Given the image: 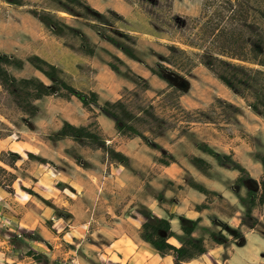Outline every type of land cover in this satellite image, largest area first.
<instances>
[{"label": "crops", "instance_id": "obj_1", "mask_svg": "<svg viewBox=\"0 0 264 264\" xmlns=\"http://www.w3.org/2000/svg\"><path fill=\"white\" fill-rule=\"evenodd\" d=\"M28 17L31 16L27 14L25 18ZM31 18L29 20L34 19ZM44 60L56 66L48 58ZM124 63L132 67L137 64L132 60ZM140 73L148 79L146 73ZM129 83L124 84L123 89H133L134 84ZM154 83L150 80L151 87ZM230 93L226 101L241 110L238 126L203 127L214 128L213 131L221 135L224 129L227 132L237 129L240 135L228 138L224 147L218 148L216 142L206 143L220 153L232 155L247 171L255 169L258 176L252 178L259 181L264 170L252 156L246 135L258 136L264 121ZM117 98L112 100L110 97L111 100L106 101ZM245 118H251L261 126H249ZM98 123L107 144L129 158L128 166L113 163L100 150L79 148L71 140L48 141L47 136L58 132L62 125L36 126L39 146L31 144L29 136L30 140L24 141L13 140L14 135L0 138V146L8 143L4 148L0 147V154L16 153L20 156L19 162L25 154H33L52 164L31 163L32 171L27 169L24 173L31 181L30 189L26 188L20 175L12 189L0 187V264H177L172 255L162 256L142 240L141 230L146 220L138 212L141 206L159 218L167 214L175 216L171 221L174 237L170 243L177 247L185 238L177 218L200 219L193 237L205 238L207 252L184 264H264V236L257 232L259 223L245 231L241 217L246 209L232 190L239 173L219 166L184 135L171 136L172 142L168 141V136H162L167 141L160 146L174 162L169 166L161 165V152L149 148L141 139L122 137L114 122L103 115L98 116ZM70 150L82 157L87 165H79L68 155ZM193 158L204 160L210 169L199 170L192 164ZM17 166L21 170L19 164ZM191 181L217 196L208 201L205 195L190 186ZM30 191L35 196L29 194ZM203 205L207 207L198 210ZM261 211L258 221H264V206ZM221 224L240 230L242 238L236 239L224 231L227 241L223 245L213 243L209 234L220 232ZM19 230L26 234L25 237L13 239Z\"/></svg>", "mask_w": 264, "mask_h": 264}, {"label": "trees", "instance_id": "obj_2", "mask_svg": "<svg viewBox=\"0 0 264 264\" xmlns=\"http://www.w3.org/2000/svg\"><path fill=\"white\" fill-rule=\"evenodd\" d=\"M48 2L51 4L48 12L32 11L31 14L53 35L61 37L69 34L77 38L85 53L91 57L94 56V46L87 37L79 29L64 23L58 14L64 13L73 18H84L94 23L96 34L101 39L112 44L130 60L145 65L136 53V39L132 35L140 31L131 19L120 16L113 10H109L107 14L101 13L86 0H48ZM126 2L132 6L138 5L147 15L148 25L151 28L147 34L168 42L167 56L161 57V61L150 71L167 85L155 99L168 101L167 107L173 113L171 118L174 122L186 123L184 134L197 125L223 129L225 126H216L217 122L211 117L213 114L224 118L226 126H231L232 119L236 121L237 116L241 114L239 107L222 99H217L207 111L200 109L187 111L180 106L179 100L184 95V88L178 86L176 81L186 82V77L191 75L199 65L210 70L222 85L241 99L254 115L264 121V0H203L200 14L195 18H182L175 15L173 0H126ZM9 3L19 7L26 5L23 0H10ZM109 16L114 20H110ZM116 23L120 25L117 29ZM99 25L113 28V35L106 36L98 28ZM112 58L117 64L109 63L110 69L123 75L121 68L126 64L115 56ZM28 62L49 84L36 77H16L10 69L23 70L25 62L13 55L0 52V88L12 98L16 107L26 117L23 118L24 123H29L31 119L39 115L40 108L37 103L45 98H56L68 102L76 99L90 114L87 125L76 127L66 121L58 132L47 136L48 141L56 143L71 140L79 148L100 150L106 159L128 166L129 158L107 144V139L98 123V116L103 115L114 122L117 132L122 137L141 139L149 148L161 152L163 155L159 160L161 165L169 166L174 162L163 148L152 141L146 132L139 129L142 123L148 125L150 121L155 123L161 121V126L158 127L161 129L157 130L155 138L162 137L170 131L163 129L164 120L160 119L154 106L138 107L135 110L128 105V101L124 99L125 96L116 102H105L101 105L98 93H87L75 88L64 78L63 71L55 65L39 56L30 57ZM123 76L134 84L133 90L128 93L139 89L144 93L150 91L149 81L132 70H127ZM218 109L221 114H216ZM180 118H183V121ZM150 129L154 128L150 127ZM9 136L11 135L5 137ZM195 145L202 153L214 159L219 166L239 173L233 189L234 192L241 188L247 189V215L251 216L256 207L264 206V173L259 181L253 180L248 171L236 162L232 155L220 153L205 143ZM68 155L73 157L79 165H87L74 150L68 151ZM27 156L31 161L52 165L33 154H27ZM255 158L264 170V154H257ZM19 161L20 156L11 151L0 154V187L12 189L17 183ZM191 161L201 171L206 172L210 169L209 164L202 159L193 158ZM190 186L205 195L208 201L213 196H217L195 182L191 181ZM29 194L35 196L31 191ZM241 201L245 203L244 200L241 199ZM206 207L203 205L198 207V210ZM138 212L146 220L141 230L142 240L162 256L172 255L177 264H184L206 254L205 238L193 237L200 219L191 221L183 217L177 218L185 236L181 245L177 247L170 243V239L174 237L171 226L174 215L167 214L166 217L159 218L153 211L142 206ZM221 225L220 232L209 234V239L213 243L223 245L227 241L224 231L236 239L242 238L239 231H235L226 224ZM20 234L22 238L26 235L22 231ZM14 238L21 240L18 236Z\"/></svg>", "mask_w": 264, "mask_h": 264}, {"label": "rangeland", "instance_id": "obj_3", "mask_svg": "<svg viewBox=\"0 0 264 264\" xmlns=\"http://www.w3.org/2000/svg\"><path fill=\"white\" fill-rule=\"evenodd\" d=\"M86 1L95 10L101 13L107 14L109 10H113L120 16L129 18L133 23H136V28L139 29L140 33L132 35L136 39V53L145 65L140 63L133 65L134 67L126 65L125 67H122L121 70L122 74H125L127 70H132L135 74L141 77L142 75L140 72L146 73L148 76V79L146 80L149 81V83L150 80L156 82L153 84L154 86L151 87L150 91L144 93L139 89L136 92L128 93V91L133 90L130 89L126 93V90L123 89V85L126 83L130 84V80L126 79V77L123 76L124 74L120 75L113 72L109 67V63L113 62L117 64L112 56H115L122 61L124 60L125 62H130V59L112 44L101 39L96 34V30L93 27L94 23L91 21L84 18H73L64 13L58 14V17L61 18L64 23L79 29L87 37L88 41L94 46L95 54L92 57L85 53L77 38L72 37L69 34L58 37L49 32L40 21L31 14L32 11H37L39 13L48 12L51 8V4L48 0H23L26 4L24 7L12 5L9 3L10 0H0V52L13 55L25 62L23 70L12 68L10 69L11 73L18 78L36 77L46 84H49V82L28 62V59L32 56H39L43 59L48 58L63 71L64 78L75 88L87 93L99 92L100 94H98L101 105L107 102L106 99H110V97L114 100L118 96L121 98L125 96L124 99L128 101V105L135 110H137L136 108L138 107L146 108L149 105L154 106L160 119L164 120L162 125L163 129L170 130L165 135L168 136V141L171 142L173 141L171 136L184 135L187 136L189 141L193 144H213L216 142L219 148L226 145L228 138L231 139L240 135L237 129H235V132H232V129L229 132L226 131L227 129H224L225 131H223V135H221L214 132V128L203 127L206 125H197L196 127H193L195 129L192 133L184 134L186 123L179 122L176 124L174 122L171 118L173 113L169 111V108L167 107V104H169L168 101L155 99L156 95L164 90L167 85L158 77L154 76L150 71V69L154 68L161 61V57L167 56L168 42L147 34V32H150L151 30L148 25L147 15L140 10L138 5L132 6L128 4L126 0ZM202 1L203 0H173L174 14L182 18H195L200 14ZM27 14L32 18L28 17L26 19L25 16H27ZM23 15L24 17H22ZM29 18H34L36 21H33L34 19L29 20ZM108 18L114 20L110 16ZM116 24L117 29L120 25L119 23ZM98 28H100L106 36L113 35V28L102 27L101 25H99ZM186 80L188 86L186 90H184V95L179 102L180 106L187 111L199 109L207 111L217 99L226 101L227 98L231 96L230 91L204 66L199 65L191 75L186 77ZM118 98L111 102L118 101ZM72 100L74 101L68 102L56 98L43 99L37 103L40 108L39 115L36 118L31 119L29 123H24L23 118L26 117H24L16 107L12 98L0 88V138L14 135L13 140L24 141L29 139V136L32 139H29L31 144L39 146L36 142L38 141L36 126H61L66 121L72 122L76 126L87 125L89 123L90 114L80 107L78 100ZM193 107H198L199 109H192ZM220 112V109H218L216 114H221ZM211 117L217 122L216 126H226L224 118L214 114L211 115ZM107 119L112 121L109 118ZM245 119L249 126L260 125L256 124V121L251 118ZM180 120L183 121V118H180ZM150 122L151 123L148 125L142 123L139 125V129L146 132V135L160 146L162 142L167 141L166 137L155 138L157 130L161 129L158 127L161 126L160 123L162 122ZM231 123V126H238L237 118L236 121L235 119H232ZM150 127H153L154 129L149 130ZM258 134V136L246 135L254 159H256L255 156L257 154H264V128ZM33 137H36L35 141L33 140ZM6 144L8 145V143H3L0 147L4 148ZM157 152L160 153L159 151ZM160 156L161 158L163 157L162 154ZM165 158L167 159L168 157L166 156ZM32 162L34 161H31L25 154L24 159L18 163L21 169L19 170L18 175L21 177L23 176L21 178L22 182L28 189H30L31 181L24 177V173L27 169L32 171ZM248 173L251 178L253 176H258L255 169H251V171L248 170ZM232 190L234 191L233 188ZM234 193H236L240 200L242 199L245 201L243 205L246 211L243 217H241V219H244V224L246 226L245 231L247 228L251 227V225L259 223V225L257 224L259 226L257 232L264 236V221H258L262 216L261 208L256 207L252 211L251 216L247 215V189L241 188ZM234 230L237 231L236 229Z\"/></svg>", "mask_w": 264, "mask_h": 264}, {"label": "water", "instance_id": "obj_4", "mask_svg": "<svg viewBox=\"0 0 264 264\" xmlns=\"http://www.w3.org/2000/svg\"><path fill=\"white\" fill-rule=\"evenodd\" d=\"M178 86H181L182 88H184V90H186L188 83L186 82H182L180 80L176 81Z\"/></svg>", "mask_w": 264, "mask_h": 264}, {"label": "built area", "instance_id": "obj_5", "mask_svg": "<svg viewBox=\"0 0 264 264\" xmlns=\"http://www.w3.org/2000/svg\"><path fill=\"white\" fill-rule=\"evenodd\" d=\"M0 227H1V225H0ZM1 230V229H0ZM17 236H18V238H22V236H21V234H20V230L17 232ZM73 263H74V261H72Z\"/></svg>", "mask_w": 264, "mask_h": 264}]
</instances>
